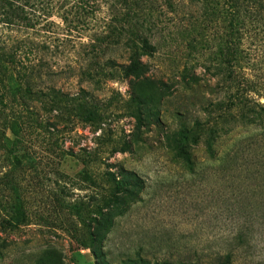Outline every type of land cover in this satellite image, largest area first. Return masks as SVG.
<instances>
[{"label":"rangeland","instance_id":"rangeland-1","mask_svg":"<svg viewBox=\"0 0 264 264\" xmlns=\"http://www.w3.org/2000/svg\"><path fill=\"white\" fill-rule=\"evenodd\" d=\"M204 1L146 0L127 19L123 0H0V93L32 66L45 94L27 111L9 101L0 123V180L13 182L0 221L13 204L26 213L17 230L0 227V264H264V126L233 125L214 106L227 95L204 66L226 23L205 19ZM133 22L155 46L141 76L122 69ZM242 48L250 98L264 105L263 22L247 25ZM81 89L100 120L76 119ZM182 123L202 132L187 142L192 169L168 147Z\"/></svg>","mask_w":264,"mask_h":264},{"label":"trees","instance_id":"trees-1","mask_svg":"<svg viewBox=\"0 0 264 264\" xmlns=\"http://www.w3.org/2000/svg\"><path fill=\"white\" fill-rule=\"evenodd\" d=\"M123 1L130 4L129 12L124 14V18L134 19L138 13L137 8L146 0ZM203 3L207 6V12L204 13L205 19L209 22L217 19L226 23L224 41L222 40L214 57L204 66L206 71H212L218 77V82L221 85L220 89L227 95L225 103L219 102L214 106L220 110V114H223L225 118L230 117L233 125L263 127L264 105L259 102H252L250 93H258L257 87L242 72L240 61L244 53L242 40L247 25L249 23H264V0H205ZM6 7L10 11L11 17L20 16L17 6L14 4L7 2ZM128 26L129 30L127 31L124 48L128 52L129 63L123 66L122 69L126 76H141L147 69L142 58L152 55L155 51V46L151 42L150 27L144 22H133ZM190 45L192 48L196 47V44ZM9 63L13 64V61L10 60ZM7 70L8 66L4 63L0 54L1 78ZM16 70L14 88L10 90L5 87L0 93V123L5 125L10 119L5 110L9 101H17V104L27 111L30 109L31 104L41 101L45 96L40 89L35 88L34 82L37 76H35L32 66L27 67L26 70ZM49 89H51L50 92L54 93V98L58 94H64L61 90L54 87ZM80 93V95L73 96L72 110L76 119L83 123L100 120L102 106L86 90L81 89ZM262 96L264 98V94ZM234 110L237 111V114L233 115L232 111ZM195 124L197 127L201 126L199 121H195ZM220 131H223V128H219L218 137L220 136ZM201 133L200 129L196 132L191 126L182 123L180 129L170 135L168 147L175 161H182L190 169L193 168V153L189 149L187 142L190 141L192 144L197 145ZM2 137L4 138L5 135H2ZM9 177V174L5 173L0 180V190L2 192L0 196L6 190L13 189V182ZM4 210L8 217L0 221L2 233L15 231L26 223V213L19 205L13 204ZM8 245V241L0 236V263L3 261L4 252ZM226 259L230 261V254L226 255Z\"/></svg>","mask_w":264,"mask_h":264}]
</instances>
